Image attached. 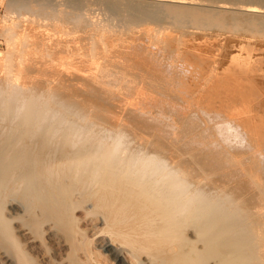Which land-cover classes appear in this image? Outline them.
Instances as JSON below:
<instances>
[{"label": "bare ground", "instance_id": "6f19581e", "mask_svg": "<svg viewBox=\"0 0 264 264\" xmlns=\"http://www.w3.org/2000/svg\"><path fill=\"white\" fill-rule=\"evenodd\" d=\"M106 1L115 8L123 2L131 7L146 1L166 7L175 2L90 0L86 15L72 12L71 18L65 17L80 29L69 40L80 43L78 56L70 62L74 80H79L75 89L42 82L40 76L27 73L31 69L24 68L25 74L21 67L0 78L2 185L7 181L16 191L15 172L2 174L9 165L19 167L20 175L35 180L27 193L34 194L43 213L55 220L66 215L74 196L93 199L94 209L104 213L107 229L114 235L111 239L126 246L135 264H264V70L257 67L263 57L234 55L219 61V66L209 58L204 81L194 82L186 91L173 89L153 78L157 71L153 59L140 57L147 51L144 44L157 41L165 28L129 29L131 25L123 22L141 42L114 39L112 24L103 21L107 17L97 16V6ZM188 1L178 0L176 7L189 6ZM101 9L98 12L106 10ZM34 12L58 15L60 11L34 7ZM199 15L180 13L176 20L184 23L187 17L205 24L206 16L201 15L202 21ZM44 33L33 35L38 44L45 45ZM3 57L0 52V61ZM51 64L43 63L46 71H51ZM20 127L28 128L17 140ZM115 245L107 241L102 248L118 264H129ZM11 255L1 251L0 263L16 264Z\"/></svg>", "mask_w": 264, "mask_h": 264}, {"label": "rangeland", "instance_id": "374dc122", "mask_svg": "<svg viewBox=\"0 0 264 264\" xmlns=\"http://www.w3.org/2000/svg\"><path fill=\"white\" fill-rule=\"evenodd\" d=\"M71 1L72 0H0V20L3 22H0L2 23L0 26V52H3L4 54L3 59L0 61V78H3L4 74V76H7V74L11 71H17L18 68L21 67L23 69L22 71L25 69H31L27 70L28 72L25 70L24 73L32 74L31 76H40L42 82H55L58 85H65L66 87L68 86L72 89L74 87L75 89V85L79 83V80L77 77H75L74 80V71H72L74 68L70 62H73L78 56L79 51L76 50V47L77 45L80 46V43H71L70 41L75 38L77 35L76 31H79L80 29L77 28V22L68 20L66 18H71L74 14L77 16L82 14L86 15L88 13V4L91 2L90 0H83V2L82 0L81 2H79V0ZM75 1L77 5H80L77 6ZM171 1L172 0H170V2ZM176 1L178 0H175V2ZM184 1L187 2V0ZM189 1H191V4L189 5L190 7L187 6L188 8H177L175 2L173 1V3H171L174 5L173 7L176 8H171L169 6L172 5H168L167 7H169V9H167V7L163 4H155L154 2L150 1L135 4L136 6L134 7H131L129 2H123L121 9L118 6L116 8L115 6L113 7L110 4V1H106L104 3L102 2L100 6L96 5L98 8H102L101 11H103L104 8L106 9L103 12H98L100 9L97 10V16L101 19L107 17L102 20L104 22L106 20L105 24H112L113 31L110 30L111 32H109L113 38L115 37L114 39L120 37L123 39L125 38L126 40L128 39L129 42H132L133 39L137 38V35L127 31L126 27H124L126 26L124 24L126 22L131 25L129 29L136 27L137 29L138 27L141 29L143 27L141 25H145V27H143L144 30L160 29L161 27H164L166 31H162L163 33L159 35L157 41L152 42V44L150 43L151 45L148 43L150 41L147 42L146 40L149 45L146 42H143L146 43L144 46L147 45L146 48L149 52L145 51L140 57L148 61L153 59L152 61L155 63V68L157 70L152 75L153 78L160 80L163 85L169 86L171 88L173 87V89L180 88L181 91H186L189 90L190 86L194 82L204 81L209 76L205 67V61L209 58L218 61L219 66V61L225 59L226 57H231L234 55H241L244 57L248 55L259 56L263 57V61L257 67H260L264 70V0ZM101 5H103L104 8ZM34 7L47 8L50 12H60L58 15L36 14L34 12ZM117 8L120 9L118 10ZM80 9L82 11L81 13ZM15 12L16 14L18 13L17 16H15ZM71 13L73 15H71ZM180 13L185 16L187 15V17L188 15H190V17H194L195 15L198 16L200 14V20H207H204V22L206 21L205 24L203 22L199 24L193 21L192 18H189L188 20L187 17H185V20L188 21L184 20L183 23V21L181 22L176 20L177 15ZM192 14H194V16ZM211 14H214L215 16H210ZM201 15H203V17H207V15L209 16L207 18H203ZM32 16L34 18H32ZM4 17L5 20H3ZM209 17H212V20L209 19ZM122 18H124L125 21H122ZM28 19L32 20V23H35L39 19L41 21L39 20L40 22H36L35 24L31 25V21L29 22ZM34 19L38 20L34 21ZM108 19L110 21H108L109 23L107 22ZM215 19H217L216 21L218 24L220 22L221 24L216 26L217 23L215 24ZM22 20L26 21L24 22ZM50 20L52 22H50ZM43 21L45 27L41 28V26H44L41 25L43 24ZM6 22L7 24H5ZM27 22L29 23L27 24ZM48 22H50L51 25L49 23V27L47 28L46 26L48 25ZM37 23H39V25H37ZM210 23H213L214 26H209ZM138 24H140V26ZM66 25H68V27ZM27 26H29V28H27ZM60 26L66 27H63L65 29L62 28L63 30H61ZM34 27H37L35 28L36 30H34ZM27 29L29 30L27 31ZM66 29H68V31ZM69 29H71L73 33ZM195 29L199 30L200 33L193 34L189 32ZM38 31H45L44 34L47 36L45 45L40 43L39 45L38 39L33 36L36 35V32L38 33ZM64 31L72 34H69V36L67 35L68 33H65ZM82 33L83 32L80 34ZM64 34H66L68 37ZM83 34L86 35V31ZM34 37L36 38V42L34 41ZM56 37L58 38L55 39ZM139 38L140 37L138 36L137 39ZM64 41H68L69 44H67V47H65L66 45L63 44ZM138 41L141 42V39ZM119 43L121 44V42ZM167 44L168 46H166ZM129 58L136 62L139 60H137L135 56L132 57L131 55ZM45 61L52 62L51 71L49 72L46 71V67L43 65ZM56 66H62L63 69H57ZM40 72L43 73L40 75ZM0 114L2 115L1 112ZM27 128L28 127H20L17 129V140L23 139L25 136L24 129ZM10 145L13 146V144ZM19 152H23V150H19ZM4 157L6 158V155ZM13 159H16L15 155L12 157V160ZM8 162L10 161L8 160ZM18 168L13 167L12 169V167L9 165V170L6 168L8 171L6 172L5 169L2 174L5 175L9 172L10 175L13 173L12 170L15 172V174L12 175L17 177L12 181L14 182L16 179V184L14 186L16 187V191H14L12 189L13 187L10 185H6L7 181L4 182V185L6 186L5 188H7V190L3 189V182L0 181V186L2 185L0 187V252L5 250L8 255L12 254L11 257H13V261H15L16 264H20L18 263L19 260H22V263L24 264H76L78 261V264H118L114 260L113 256L102 248V243L111 241L112 243L116 244L115 247L116 249L118 248V251H122L121 254L123 258H125L129 264H135L133 263L127 248H125L126 246L123 247V244L118 242L115 238H112L113 240L111 239V237H114V235L107 229V225L104 222V213L94 209V206L92 205L93 199H83L81 197L74 196L71 199V202L67 203L69 206V211L66 213V215L62 216V218L59 220H55L43 213L42 209L39 208L40 200L35 199L34 194L30 195L27 193L33 190V185H35V182L33 181L35 180L26 178L27 175H25V177L24 175H20L21 169ZM20 176L21 179L19 178ZM11 189L15 196L11 192ZM14 198H16V201H12ZM19 201L21 203H19ZM77 206L78 209L76 208ZM13 207H16V213L12 210ZM93 213H98L97 215L99 216H95L96 214L94 215ZM13 219L14 221H12ZM22 219L25 222H20ZM7 220H9V223H7ZM15 221H18L19 223ZM59 221H61V223ZM2 229L9 230L3 231ZM73 258H76L77 260H73Z\"/></svg>", "mask_w": 264, "mask_h": 264}]
</instances>
